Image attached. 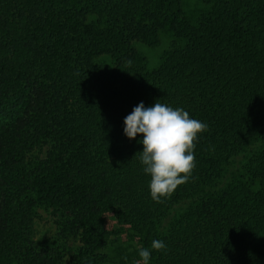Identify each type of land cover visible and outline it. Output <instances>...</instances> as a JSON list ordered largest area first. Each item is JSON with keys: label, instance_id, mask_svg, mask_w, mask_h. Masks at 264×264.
Returning a JSON list of instances; mask_svg holds the SVG:
<instances>
[{"label": "trees", "instance_id": "obj_1", "mask_svg": "<svg viewBox=\"0 0 264 264\" xmlns=\"http://www.w3.org/2000/svg\"><path fill=\"white\" fill-rule=\"evenodd\" d=\"M0 264H264V0H0Z\"/></svg>", "mask_w": 264, "mask_h": 264}, {"label": "rangeland", "instance_id": "obj_2", "mask_svg": "<svg viewBox=\"0 0 264 264\" xmlns=\"http://www.w3.org/2000/svg\"><path fill=\"white\" fill-rule=\"evenodd\" d=\"M166 47V37L163 38L161 45L157 47H149L143 44L139 45L140 50L147 57L149 65L152 68L156 67L159 64L162 53L166 49ZM58 220V213L53 208L40 207L37 211L36 217V230L38 233L37 238L41 240L45 238L49 241L53 240L55 238V234L57 233L58 227L60 226ZM70 245H72L71 250L67 251L70 252L69 254H73L75 246H78L79 244L74 240L70 243Z\"/></svg>", "mask_w": 264, "mask_h": 264}]
</instances>
